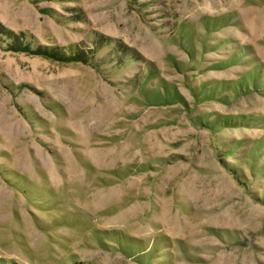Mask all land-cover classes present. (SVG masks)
I'll return each mask as SVG.
<instances>
[{
    "label": "rangeland",
    "instance_id": "rangeland-1",
    "mask_svg": "<svg viewBox=\"0 0 264 264\" xmlns=\"http://www.w3.org/2000/svg\"><path fill=\"white\" fill-rule=\"evenodd\" d=\"M0 264H264V0H0Z\"/></svg>",
    "mask_w": 264,
    "mask_h": 264
}]
</instances>
